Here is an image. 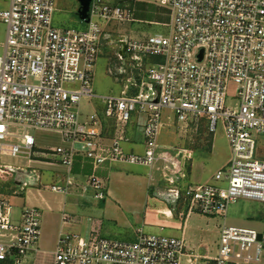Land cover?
Returning a JSON list of instances; mask_svg holds the SVG:
<instances>
[{
    "label": "built area",
    "instance_id": "obj_1",
    "mask_svg": "<svg viewBox=\"0 0 264 264\" xmlns=\"http://www.w3.org/2000/svg\"><path fill=\"white\" fill-rule=\"evenodd\" d=\"M0 22L6 27L0 54V156L35 154L37 131H56L62 144L49 150L62 165L74 155L90 157L94 167L105 160L148 166L164 161L159 136L167 125L163 110L176 122L205 117L214 133L220 121L230 148L225 169L214 181L170 187V200L187 214L225 215L239 199L264 203V158L258 156L264 136V0H143L165 6L171 20L167 33L129 36L121 30L133 20L129 0H91L85 30L53 25L56 0H6ZM110 27V30L107 29ZM107 74L120 82L118 95L102 97L104 115L114 120L111 143L102 142L103 123L96 113L83 117L81 102L95 97L96 60L106 47ZM236 85V106L227 105L229 83ZM143 116V153L126 152L131 115ZM166 119L171 120L167 116ZM15 168L0 164V174ZM23 170L21 190L41 184L36 170ZM177 171V169H176ZM173 173V172H172ZM175 182L174 175L167 177ZM76 182L69 173L50 190L67 194ZM105 199V183L91 175L83 189ZM68 223L74 217L62 216ZM91 220V218H89ZM42 211L24 206L13 216L8 198H0V262L20 264L37 246ZM184 239L175 235L135 232L134 240L61 231L53 264H180ZM264 233L223 225L214 264H260Z\"/></svg>",
    "mask_w": 264,
    "mask_h": 264
},
{
    "label": "crops",
    "instance_id": "obj_2",
    "mask_svg": "<svg viewBox=\"0 0 264 264\" xmlns=\"http://www.w3.org/2000/svg\"><path fill=\"white\" fill-rule=\"evenodd\" d=\"M129 2L133 8V20L130 24L121 29L123 33L125 32V34L129 36L151 34V30L146 29L144 26L147 24L158 27L153 33L168 32L169 28L167 25L171 20V14L167 7L143 0H129ZM149 4L153 5V7L151 9V18L148 19L146 5ZM6 6L7 4H5L3 0H0V8H5ZM107 29L110 30V27H107ZM91 100L92 99H83L81 102L83 117L92 113H96L100 117L103 123L102 142L108 145L111 143L113 136L114 120L105 117L102 110L97 106H92ZM143 119V116L137 115L135 116V123L128 124V141L124 142L122 145L126 152H144V138L139 126ZM35 136V154L27 159L25 165H13V167L18 169H34L39 171V175L41 176V184L30 185L29 188H23L22 190L20 186L21 183L19 184L18 181L20 176H16L15 181H13V184L15 183L14 185L19 187L18 191L12 190L13 194L19 195L21 191L23 192L22 196H15L14 199H12L15 204V213H17V217L24 206L39 207L42 211L39 240L36 248L31 250V255L24 258V261L26 259V264H53L56 241L59 233L63 230L76 231L84 234L91 228H97L103 237L112 238L114 236L112 222H116L117 224L119 220H127V217L130 215H141V217L144 218V222H146L132 228L131 235L133 239L135 238L137 229L142 228L143 230H148L146 224L157 227L159 231L172 230L167 227V223L172 222L170 217L165 219L163 217L164 215H162L164 213L170 216L172 212L166 204H164V206L158 203L157 194H161L160 187L153 182V171L148 166L107 159L95 168L94 162L90 157L79 153L73 156L71 165L67 167L60 163L58 156L49 152L51 148L62 144L61 135L58 132L40 130L35 133ZM210 152L217 153L214 151L213 144ZM207 161V158H202L201 160L193 162L190 177L194 185L213 182L215 173L221 169L216 168L212 172ZM42 171L49 173L50 176H47L48 180H42L44 176ZM68 173L78 182V185L73 187L67 194L57 193L45 187L48 186L49 183H55L63 179ZM91 175H96L104 181L105 199H96L94 197V191L91 188L83 189V186H86V182ZM8 196L10 199L13 198L12 195L8 194ZM0 198H7L6 194L1 193ZM64 213L73 216L74 220L64 223L62 219ZM194 213L198 212H191L188 214L182 232L178 233L175 231V236L178 235L177 237L184 239L185 249L187 246L185 235L186 232L188 233L190 226L188 220ZM226 213L224 215L225 219ZM181 215H183V213ZM244 217L246 220L243 221L245 225L240 227L253 228L254 222H257L256 219L264 217V212L263 210L261 211L253 208L252 211L247 210V212L244 213ZM89 218H91V220H89ZM211 219L212 217H208L206 222L207 226ZM223 225L236 226L228 225L224 220L223 224L218 226V232ZM257 231L264 233L262 230ZM185 249L180 264H198L197 260L193 261L192 257H189L190 254H188ZM0 264L3 263L0 262ZM260 264H264V256Z\"/></svg>",
    "mask_w": 264,
    "mask_h": 264
},
{
    "label": "rangeland",
    "instance_id": "obj_3",
    "mask_svg": "<svg viewBox=\"0 0 264 264\" xmlns=\"http://www.w3.org/2000/svg\"><path fill=\"white\" fill-rule=\"evenodd\" d=\"M119 1L121 2L122 0ZM3 2L7 4L6 0H3ZM56 5L57 10L53 14L54 26L58 28H73L76 30L86 29L87 24L83 22L77 15V11L79 9L78 0H56ZM152 7L153 5L151 4L146 5V14L148 19L151 18ZM144 26L146 27V29L151 30L152 33L158 28L157 26L152 24H147ZM5 36L6 27L2 22H0V54L3 51L2 43L5 40ZM111 54V47H106L103 50V54L100 55L96 60L93 71L92 87L95 97L91 98V105L97 106L102 110L103 113L105 104L103 103L102 97L118 95L122 88L121 83L115 81L106 72L108 56H110ZM226 103L227 105L231 106H236L237 104L236 85L233 82L229 83L228 85ZM135 116H137L135 113L131 115L129 125L133 122L135 123ZM167 116L171 117V120L166 119ZM163 117L164 120L167 121V125L164 126L159 136V143L162 145L161 152H168L170 155H168L167 157H171L173 164L176 166H172L173 170L169 172L166 169L164 170V161L160 160L157 163L158 168H155L152 171L154 176L153 182L158 184V187H160L161 194H157L158 203L160 205L166 204V206H168V208L172 212L170 216L164 213L162 214L164 215L163 217L165 219L167 217H170L172 222L167 223V227L172 230L159 231L157 227L151 225L149 226L148 224H146V228L149 231L144 230V232L175 235L176 232L180 233L183 231L188 214L183 205H177L171 202V193L169 192L170 187L172 188L175 186H179L180 188H186L189 185H194L191 182L190 177L193 162H195L196 160H201L202 158H207V164L212 172L216 168L225 169L230 158V148L220 121L217 123L216 131L212 133L208 129V121L205 117L198 118L197 120L189 118V125L187 127L176 122V117L173 116L172 112L169 110H163ZM212 144L214 147V151H216L217 153L210 152ZM258 156L264 158V136L259 138ZM27 159L28 157L26 155L11 156L5 154L0 156V164H11V166L16 164L25 165ZM36 172L39 174V171ZM42 172L44 175L42 180H48L47 176L49 175V173L45 171ZM171 175H174L175 182L173 183H170L166 180V178L170 177ZM15 179L16 175L13 172L6 170L4 173L0 174V194H6L7 198H9L8 194L13 196V198L9 199L11 201L14 217H17V213H15V204L13 203L12 199H14L15 196H22L23 192L21 191L19 195L13 194V189L16 191L19 190V187L15 186V183L13 184V181H15ZM29 187L30 185H26L24 189H27ZM253 208L261 211L263 210L264 212V203H258V201L255 202L254 200L250 201L249 199H239L235 203L230 204L226 213V219L224 215L212 217L208 226L206 225L208 219L207 216L194 213L188 220V224L190 226L188 229V233L186 232L185 235V242L187 241L185 251L190 254L189 257H192L193 261L197 260L198 264H214L213 258L219 248L220 229L218 232V226L223 224L224 220L228 225L244 226L245 224L243 221H246L244 213L247 212V210L252 211ZM182 213L183 215H181ZM256 220L257 222H254L253 228L264 231V217ZM144 223L146 222H144V218L141 217V215H130L127 217V220H119L117 224L116 222H112V230L114 232V236L112 238L118 240H134L131 235L132 228ZM29 255H31V251L27 256ZM26 263V259L25 261L23 259L20 264Z\"/></svg>",
    "mask_w": 264,
    "mask_h": 264
},
{
    "label": "water",
    "instance_id": "obj_4",
    "mask_svg": "<svg viewBox=\"0 0 264 264\" xmlns=\"http://www.w3.org/2000/svg\"><path fill=\"white\" fill-rule=\"evenodd\" d=\"M79 2V9L77 11V15L79 16L80 19H86L88 17V10H89V5L91 0H78ZM13 173L16 174V176H20V178L18 179V181L21 183L23 182L24 177L22 176L23 174V170L18 169V168H13L11 170Z\"/></svg>",
    "mask_w": 264,
    "mask_h": 264
}]
</instances>
